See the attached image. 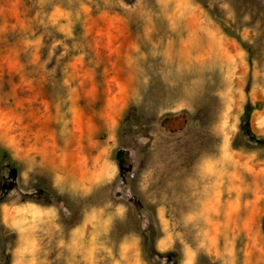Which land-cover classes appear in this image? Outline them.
<instances>
[{
	"label": "rangeland",
	"instance_id": "1",
	"mask_svg": "<svg viewBox=\"0 0 264 264\" xmlns=\"http://www.w3.org/2000/svg\"><path fill=\"white\" fill-rule=\"evenodd\" d=\"M260 137L264 0H0V264H264Z\"/></svg>",
	"mask_w": 264,
	"mask_h": 264
},
{
	"label": "bare ground",
	"instance_id": "2",
	"mask_svg": "<svg viewBox=\"0 0 264 264\" xmlns=\"http://www.w3.org/2000/svg\"><path fill=\"white\" fill-rule=\"evenodd\" d=\"M182 55H183V59H180L179 61H180V63H178L179 65L177 66V68L176 69H174V70H169L170 72H166V75H165V78H166V80L165 81H168V83H171V84H181L183 87L182 88H184L183 90H182V96L185 98V101H189V100H191V98L193 97V95L195 96V93H196V86L189 80V74H191V72H193V60H192V55H191V52L188 50V51H186V50H183L182 51ZM173 60V59H172ZM178 61V62H179ZM174 62V61H173ZM169 64V63H168ZM167 64V65H168ZM172 64V63H171ZM175 65V64H174ZM199 65V64H198ZM169 66V65H168ZM171 66H173V65H170V67ZM195 66H197V65H195ZM194 66V67H195ZM169 67V68H170ZM175 67V66H174ZM198 67V66H197ZM195 70H197V71H199L198 69H196L195 68ZM194 73V72H193ZM192 76H193V74H192ZM192 76H190V77H192ZM192 81H194V80H192ZM196 81H197V79H196ZM196 83V82H195ZM200 87V86H199ZM181 88V89H182ZM174 89V88H173ZM196 97V96H195ZM168 98V97H167ZM169 99V98H168ZM166 101H168V100H166ZM51 141H53V140H51ZM72 142V141H71ZM56 143V142H55ZM59 143V142H58ZM66 143H68V142H66ZM72 144V143H71ZM64 157H65V155H64V153H63V158L62 159H64ZM46 158H48V156L46 157ZM61 158V157H60ZM48 160H49V158H48ZM65 160V159H64ZM66 165V164H65ZM201 167V166H200ZM199 167V169H200V179L202 180V181H204L207 177H208V173H207V171L206 170H203L202 168H200ZM50 168V167H49ZM63 168V167H62ZM68 168V170H69V167H67ZM72 168V167H71ZM71 170H75L74 168L73 169H71ZM198 170V169H197ZM52 172V171H51ZM64 172V171H63ZM69 173L70 172H72V171H68ZM75 172V171H74ZM198 172V171H197ZM53 174V173H52ZM74 175V174H73ZM64 176V175H63ZM70 177V176H69ZM68 179V178H67ZM77 179V178H76ZM75 179V180H76ZM74 180V181H75ZM82 180H80V182H81ZM66 182V181H65ZM76 182V181H75ZM80 182H78V183H80ZM69 183H70V181H69ZM69 183H67V185L69 184ZM63 185V184H62ZM70 185H72V184H70ZM64 186V185H63ZM75 186V185H74ZM78 186V185H77ZM86 187V186H85ZM79 188H80V186H79ZM87 188V187H86ZM76 189H77V187H76ZM71 190H73V189H71ZM79 190H81L82 191V189L80 188ZM74 191V190H73ZM88 218V217H87ZM88 227V226H87ZM88 230V229H87ZM66 249V248H65ZM72 250V249H71ZM71 250H70V252H71ZM72 253V252H71ZM71 255V254H70ZM74 255V254H73ZM74 258H75V256H73ZM71 259V258H70ZM67 261H69L68 259H66ZM73 261H74V259H73ZM70 262V261H69ZM65 263H66V261H65ZM64 263V264H65ZM61 264V263H60ZM63 264V263H62ZM67 264V263H66ZM69 264V263H68ZM71 264V263H70Z\"/></svg>",
	"mask_w": 264,
	"mask_h": 264
},
{
	"label": "trees",
	"instance_id": "3",
	"mask_svg": "<svg viewBox=\"0 0 264 264\" xmlns=\"http://www.w3.org/2000/svg\"><path fill=\"white\" fill-rule=\"evenodd\" d=\"M239 41L242 43V45L243 46H245L247 49H249L250 48V46H249V44L247 43V42H245V41H243L242 39H240L239 38ZM251 110H252V107H251V103L250 102H247L246 103V105H245V111H244V113H243V115H242V129L245 131V130H249V124H248V121H249V116H250V112H251ZM257 141L259 142V143H261V144H264V137H260V138H258L257 139ZM1 157H3L4 159H6V158H8V159H11L10 158V155H9V153L7 152V150H3L2 149V151H1ZM117 157L118 158H121L122 157V155H121V153H117ZM12 160V159H11ZM52 196H51V193L50 194H48V197H47V201L48 202H51L52 201ZM5 231H6V229H5V227H4V225L3 224H0V237H2V236H4L5 234ZM4 232V233H3ZM4 234V235H3Z\"/></svg>",
	"mask_w": 264,
	"mask_h": 264
},
{
	"label": "flooded vegetation",
	"instance_id": "4",
	"mask_svg": "<svg viewBox=\"0 0 264 264\" xmlns=\"http://www.w3.org/2000/svg\"><path fill=\"white\" fill-rule=\"evenodd\" d=\"M174 119H172V117H166L164 120H163V123L166 122H169V121H173Z\"/></svg>",
	"mask_w": 264,
	"mask_h": 264
}]
</instances>
